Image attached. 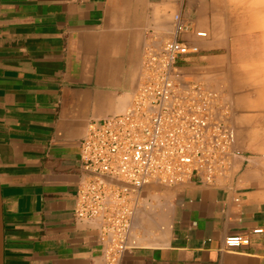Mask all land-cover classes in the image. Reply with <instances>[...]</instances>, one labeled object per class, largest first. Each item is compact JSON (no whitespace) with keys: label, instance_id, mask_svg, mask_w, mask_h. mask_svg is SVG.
Returning a JSON list of instances; mask_svg holds the SVG:
<instances>
[{"label":"crops","instance_id":"crops-1","mask_svg":"<svg viewBox=\"0 0 264 264\" xmlns=\"http://www.w3.org/2000/svg\"><path fill=\"white\" fill-rule=\"evenodd\" d=\"M237 8L229 0H0L3 264H108L99 221L73 213L80 143L88 122L131 104L147 47L175 36L199 45L177 59L182 75L231 104L237 155L209 183L195 174L146 185L132 222L137 245L115 264H264V232L252 231L264 229L256 98L264 34H246ZM174 13L188 32L174 34ZM198 28L206 38L194 36ZM236 234L249 243L226 249Z\"/></svg>","mask_w":264,"mask_h":264},{"label":"built area","instance_id":"built-area-1","mask_svg":"<svg viewBox=\"0 0 264 264\" xmlns=\"http://www.w3.org/2000/svg\"><path fill=\"white\" fill-rule=\"evenodd\" d=\"M173 32H188L180 13L173 15ZM193 34L198 39L208 35L203 28ZM198 51L196 42L177 36L158 47L150 44L131 104L87 124L79 157L84 175L73 213L79 220L99 221L98 239L108 264L137 245L132 222L146 185L173 186L195 174L209 183L237 155L231 104L202 81L184 79L177 65L178 58ZM248 243L246 234L224 239L226 249Z\"/></svg>","mask_w":264,"mask_h":264},{"label":"rangeland","instance_id":"rangeland-1","mask_svg":"<svg viewBox=\"0 0 264 264\" xmlns=\"http://www.w3.org/2000/svg\"><path fill=\"white\" fill-rule=\"evenodd\" d=\"M229 1L235 3L237 7L239 6L237 10L240 11V14L238 12L236 13L235 16L236 18H234V21L236 22L242 21L244 23L243 24L244 32L246 34H256V33L264 34V0H229ZM164 41L165 40H163V42ZM246 68L249 70V66H247ZM261 70H262L261 72H264V65H262ZM259 71H260L259 68H257L256 71H252L251 76H256L257 74H259ZM184 79L197 80L195 77H187V76L186 77L184 76ZM262 82L264 83V78H262ZM216 89H220V88H216ZM256 98L259 103L258 105L263 110L261 116L264 117V89L262 90V92L257 93ZM125 109L119 112H122ZM262 122L264 123V118L262 119ZM262 154H264V147L261 150V155Z\"/></svg>","mask_w":264,"mask_h":264},{"label":"water","instance_id":"water-1","mask_svg":"<svg viewBox=\"0 0 264 264\" xmlns=\"http://www.w3.org/2000/svg\"><path fill=\"white\" fill-rule=\"evenodd\" d=\"M0 264H3V217H2L1 193H0Z\"/></svg>","mask_w":264,"mask_h":264}]
</instances>
